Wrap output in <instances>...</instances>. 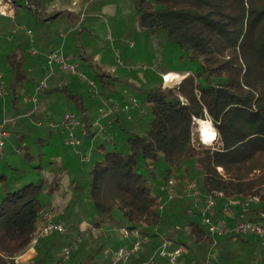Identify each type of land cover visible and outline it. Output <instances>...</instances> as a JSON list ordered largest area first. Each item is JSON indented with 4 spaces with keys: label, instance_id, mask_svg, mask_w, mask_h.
Returning <instances> with one entry per match:
<instances>
[{
    "label": "trees",
    "instance_id": "obj_1",
    "mask_svg": "<svg viewBox=\"0 0 264 264\" xmlns=\"http://www.w3.org/2000/svg\"><path fill=\"white\" fill-rule=\"evenodd\" d=\"M0 1L11 9L13 21L18 8L22 9L23 23L15 28L21 26L25 33L29 28L40 36L41 54L63 50L64 43L54 45L50 36L48 28L53 23L80 21L75 12H48L54 0ZM132 2L136 9L131 28L134 42L142 55L149 54L145 63L155 64L154 70L138 68L149 71L141 86L131 82L128 71L106 72L74 42L72 59L79 61L78 70L87 78L79 80L87 85L74 83L72 76L76 75L54 66L42 89L45 59L31 55L23 30L11 39L9 52L0 56L2 83L8 92L0 99V122L13 118L8 139L19 142L15 149L11 145L5 162L12 172L0 175V264H14V258L35 240L42 252L31 264H169L156 254L164 240L171 241V249L183 247L182 264H236L240 252H245L243 264H264V238L212 236L201 222L204 202L212 197L214 214L226 219L229 226L244 221L264 228V0ZM10 31L4 33L12 37ZM29 65L36 66V73L27 71ZM168 73L187 76L174 87L163 88L162 76ZM85 86L87 95L82 91ZM125 90L136 100L135 105ZM26 95L38 97L43 109L37 110ZM113 102L120 108L104 123L112 137L108 142L96 138L99 130L93 128L97 118L93 111ZM124 105H129V120L121 110ZM66 113L74 114L80 123L72 126L78 146L67 144L69 133L63 127L46 125H60ZM38 120L44 124L39 129L32 125ZM195 120L212 123L214 136L206 143L210 145H203L219 144L218 148L205 149L194 143L193 134L202 140ZM26 129L32 135L21 144ZM43 142L53 146L50 152L55 155H48L44 162L39 159V165L28 169ZM60 146L67 149L66 160L57 158ZM13 155L21 159V165L13 166ZM84 155L88 159L82 161ZM4 156L2 151L1 158ZM35 169L43 178L22 180ZM45 169L52 172L51 179L44 175ZM66 170L70 204L48 221L62 224L64 232L41 236L39 230L48 223L44 213L51 192L60 190V176ZM16 171L23 175H15ZM172 180L182 186L175 198L168 192ZM185 182H194L197 196L193 191L190 197ZM231 201L238 203L231 206ZM75 204L78 210L72 208ZM226 208L230 216L224 215ZM78 217L100 231L89 242L78 239V235L85 236L75 225ZM70 219L73 227L68 224ZM119 228L144 241L125 263L123 255L134 244H123L126 249L115 254Z\"/></svg>",
    "mask_w": 264,
    "mask_h": 264
},
{
    "label": "rangeland",
    "instance_id": "obj_2",
    "mask_svg": "<svg viewBox=\"0 0 264 264\" xmlns=\"http://www.w3.org/2000/svg\"><path fill=\"white\" fill-rule=\"evenodd\" d=\"M52 11H56V12L68 11V12H75L80 15L79 16L80 21L77 24H72V22H66V20L64 19L58 23L56 22L53 23L52 27L48 28V30L50 31V36L53 40V44L55 45L56 42H59V41L64 43L63 50L59 52H61V54L64 57L66 54H68L69 56L67 58L70 59L71 63H75L77 65V68H78L79 61H77L74 58L72 59V54H71L72 50H75L74 42H76V45L78 48H81L82 51L86 52L89 56H91V58H93V60L97 62V64L106 72L113 73L117 71H122V72L128 71V74L130 73V76L128 77L132 80L131 82L135 84L136 86H141L146 81L145 76H147L149 71L144 73L141 71L142 69L147 68V66H149L151 70L155 69V64L150 66L149 64L145 63L149 59V54L146 53L142 55V53L138 51L137 49L138 45H136V43L134 42V40L136 39L131 33V28L135 25V17H136V9L133 6L132 0H54L53 3L48 7V12H52ZM3 12H4V15L2 14ZM17 13L18 15L16 17V20L13 21L14 18L12 17L13 15H12L11 9L0 1V56L3 57L9 52V43L11 39L14 37V35L22 34V30H23L25 39L30 43L31 55H35V56L41 55L42 58L44 57L45 59L44 65L46 68V56L49 53H51L49 52L50 50H47V49H49L50 46H47V49L44 48V50H47V51L41 54L40 49H41L42 43L40 44V36H36L32 31L29 30V28L27 29V31L30 32V36H28L25 33L26 29H22L21 26L19 28H15L17 25H21L23 23L22 9L18 8ZM4 31H10L12 33V37L11 35L9 36L7 35V33H4ZM76 38H78V41H76ZM38 58L41 59L40 56H38ZM37 63L39 62L36 61V64ZM35 65L34 66L29 65L28 67H26L27 71L36 73ZM138 68H140L141 70ZM42 70H43L42 73L44 74V70H45L44 67L42 68ZM43 74H42V78H43ZM167 75L168 74H165L162 76V79H163L162 87L163 88L174 87L175 85H177V81L180 80L181 77L185 76V75L177 74L176 81H172L167 85L165 82V78H164V76H167ZM72 77L75 78L74 83L80 82L83 84V86L84 84L87 85V83L80 81L77 76L76 77L72 76ZM82 88H83L82 91H84L85 95H87L89 92L88 86H85ZM128 93L129 92L127 90L124 91V94L127 96V99L133 98L132 95H128ZM31 96L32 95H26L25 99L29 100ZM36 99L37 101L34 104L35 108L41 111L43 109V106L41 102L38 101V97H36ZM20 104H22V102H20L19 105ZM97 110L93 111L94 119L97 117ZM38 117L40 118V116ZM4 120H5L4 129L6 130V132L9 133L8 127H10V123L13 121V118L8 116V117H5ZM39 122L40 120H38V122L32 123L33 127L39 129L37 125ZM199 128L200 127L197 126L198 133H199ZM24 134L27 137H25V139L21 142V144H25V140L29 137V135H32L31 131L28 129L24 130ZM201 137H202V140H204L203 135ZM202 140L200 139L202 143L201 144L198 138L196 137V135L193 134V141L195 144L200 145L201 147L205 149H216L219 147V144L217 145V147L204 146V145H210V144H206L207 141L205 140L204 142L206 143H203ZM18 144L19 142L17 143L12 142L11 138L6 140L5 147L3 150V153L5 154V156L3 158H0V175L5 174L8 176V174L12 172L9 169V167L5 165V162L7 160V156L11 154V145L15 149ZM43 144H45L43 147H38L36 151L34 152V156H35L34 161L30 163V166L28 169H30L31 166L39 165L41 163L40 160L44 162L45 158L48 155H50V157L52 156V154L55 155L54 153L50 152L53 150V146L48 145L45 142H43ZM34 150L35 148H32V151ZM57 151L59 152V156L57 157L58 160H66L67 149L60 146V148H58ZM36 155H40V156L37 158ZM68 155L73 157L71 152H69ZM77 155L79 156V154ZM84 156L80 157L82 161H84ZM10 159H11L10 162L13 164V166L22 164L21 159H19L18 157L14 155L11 156ZM23 167L25 166L23 165L21 168H19V170L23 171L21 170ZM67 171L68 170L62 173L61 176L59 174V176L61 177L60 190H53L51 192L50 206L44 213L45 214L44 218L46 220L45 224L48 221L52 220L53 217L59 215L62 211H64L67 208L66 206L70 204L69 202L70 188L68 185L69 178L66 173ZM18 172L16 171L13 173L18 176L23 175V173L19 174ZM38 172L39 170L37 169L32 170L30 174H24L23 176H27V178L26 179L23 178L22 180H30V179L36 180L37 178H43V176ZM43 173L48 179L52 178L51 171L45 169ZM186 184L183 185L184 189L186 192H188V194L191 197L193 196L192 192L194 190L197 191L196 186H194L195 185L194 182L193 184L192 183H188L187 185ZM189 184H191L193 188H190L191 185ZM181 187L182 186L180 184H177L175 180H172L171 187L168 189L170 198L171 197L175 198L178 193L177 189ZM63 193H65V195L67 194L66 197H62ZM72 208L74 210H78L77 204H75V206ZM201 208L202 206L200 207V209ZM69 210H70V207H69ZM74 212L76 211H73L72 213ZM69 222L70 223L68 224L71 227H73L71 225L72 224L71 219ZM44 225H42L41 227H43ZM75 225H77V227L81 230V232L83 233L85 232L84 237H82V235H78V239L79 241H81V243H83L84 241L89 242L90 239L88 238H95L100 232L98 231V229L93 227V225H90L88 221L83 220L81 217L76 218ZM87 230L91 232L90 235L86 234ZM123 230H127V229L119 228L117 230V233L115 234L117 246L119 245V248L117 252H115V254H119L121 251H124V249H126L124 247H121L125 243H133L134 244V245L132 244L133 248L137 245H138V248H140L139 246L142 244L143 239H140L136 233L132 232V234H130L128 232L129 235L127 234L128 236L125 237V235H123L122 233ZM256 237H258L260 240L263 241L264 237H259V236H256ZM132 238H135V242H133ZM44 239H45L44 241L49 240L48 237H44ZM35 243H36V240L31 244L30 248L25 253L19 256H16L13 261L14 264H31L32 258L35 255H39L40 252H42L40 251L41 244L40 243L35 244ZM262 244L264 245V242H262ZM161 247L162 246L160 244V246H158V249H157L156 254L158 257H159L158 252ZM127 252H131V251L129 250ZM244 253L245 252H240L239 256L237 254V259L235 261L236 264H243ZM215 254L216 253H214V256ZM128 256H130V253L128 254ZM60 262L59 263L54 262V264H62ZM125 262L126 261L124 260L123 263ZM179 264H182V262L180 261Z\"/></svg>",
    "mask_w": 264,
    "mask_h": 264
},
{
    "label": "built area",
    "instance_id": "obj_3",
    "mask_svg": "<svg viewBox=\"0 0 264 264\" xmlns=\"http://www.w3.org/2000/svg\"><path fill=\"white\" fill-rule=\"evenodd\" d=\"M7 6V5H6ZM4 15V12L2 13ZM26 34L30 36V32L27 31ZM34 53V52H33ZM54 66L59 67L64 73L69 74V75H76L78 78H80L82 81H86L87 78L85 75H83L77 68V65L75 63H71L69 58L64 57L61 52H51L46 56V68L44 70L43 78L40 81V87L42 89L47 87V83L49 78L53 75L54 71ZM3 76L0 73V99H4L7 95L8 92L2 83ZM90 87H92V90H95L94 87V82L90 81L89 82ZM131 103L134 105L136 104V100L133 98H129ZM29 102L35 103L36 102V97L31 96L28 100ZM120 108L119 104L116 102H113L110 106L106 107H101L97 111V118L93 123V128L97 129L98 128V133H96V138H103L106 139L108 142H111L112 137L110 135H107L106 127L104 123L108 120L109 121V116L113 111L116 109ZM122 112H126L127 114V119H130V114H129V105H124L121 107ZM108 123V122H107ZM110 123V122H109ZM38 127L44 126V124H41L39 122ZM47 126L51 128H57V127H63L66 132L69 133V139H67V144L70 145H79V141L73 137L72 135V126H78L80 125L79 121L76 120L75 115L72 113H66L63 115L62 120L60 125H55L53 123H48L46 124ZM5 126V120L0 122V158L2 156V151L5 146L6 140L9 138V133L4 130ZM82 133L84 134L85 131L82 130ZM62 134V133H61ZM106 134V135H105ZM95 138V137H94ZM88 157L85 155L84 160H87ZM191 186L190 188H192ZM194 196H197V192H193ZM238 202L237 201H231L229 205L235 206ZM214 206L215 202L212 197H208L205 202H204V209L202 210V224L208 231V233L212 236H224L228 234H240V235H255L259 237L264 236V228L262 225L256 222H237L232 226H229L227 223V220L224 218H220L219 216H216L214 214ZM231 212L228 208L225 209L224 215L225 216H230ZM64 228L62 224L60 223H52L48 222L42 229L39 230V233L41 236H46L51 233H63ZM123 235L128 236V231L123 230L122 231ZM34 242V241H33ZM144 242V241H143ZM162 247L159 249L158 255L161 258H166L169 262V264H179V259L184 252L183 247L179 246L174 249H171L172 243L169 240H164ZM138 250V245L135 246L131 252H125L123 255V261L129 257L128 254L130 255ZM69 254V249L65 251V256H64V262L67 260ZM63 264V263H62Z\"/></svg>",
    "mask_w": 264,
    "mask_h": 264
},
{
    "label": "bare ground",
    "instance_id": "obj_4",
    "mask_svg": "<svg viewBox=\"0 0 264 264\" xmlns=\"http://www.w3.org/2000/svg\"><path fill=\"white\" fill-rule=\"evenodd\" d=\"M176 75L177 74H174V73H171V74L168 73V75L165 76L166 84L168 85L170 82L176 81V79H177ZM180 80H178L177 83ZM196 124L198 127H200L199 131L201 130L200 134L202 133L201 136L203 135L204 140L207 142L210 141L214 136L213 130L211 129L212 124L210 123V121L206 120V121H202L200 124H199V122ZM204 140H202V142H204ZM204 143H206V142H204Z\"/></svg>",
    "mask_w": 264,
    "mask_h": 264
},
{
    "label": "water",
    "instance_id": "obj_5",
    "mask_svg": "<svg viewBox=\"0 0 264 264\" xmlns=\"http://www.w3.org/2000/svg\"><path fill=\"white\" fill-rule=\"evenodd\" d=\"M186 76H187V75H185V76H183V77H181V78L183 79V78H185ZM182 79H181V80H182ZM181 80H180V81H181ZM177 84H178V83H177ZM198 122H202V121H200V120H195V121H194V124H196V123H198ZM210 123H211V122H210ZM211 124H212V123H211Z\"/></svg>",
    "mask_w": 264,
    "mask_h": 264
},
{
    "label": "clouds",
    "instance_id": "obj_6",
    "mask_svg": "<svg viewBox=\"0 0 264 264\" xmlns=\"http://www.w3.org/2000/svg\"><path fill=\"white\" fill-rule=\"evenodd\" d=\"M164 78H165V76H164ZM201 121V120H200ZM194 125V124H193ZM213 126V125H212ZM214 128V127H213ZM215 129V128H214ZM192 134H193V132H192ZM201 143V142H200ZM202 144V143H201Z\"/></svg>",
    "mask_w": 264,
    "mask_h": 264
}]
</instances>
